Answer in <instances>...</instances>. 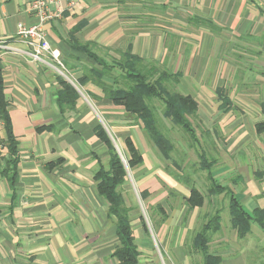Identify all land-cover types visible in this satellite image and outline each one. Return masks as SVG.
<instances>
[{"label": "crops", "instance_id": "1", "mask_svg": "<svg viewBox=\"0 0 264 264\" xmlns=\"http://www.w3.org/2000/svg\"><path fill=\"white\" fill-rule=\"evenodd\" d=\"M29 2L0 0V67L12 131L18 141L17 175L12 180L0 121V264H114L115 224L106 215V201L97 194L93 179L99 163L103 164L102 154H107L108 161L107 147L96 137L94 128L99 123L80 97L74 111L59 112L55 93L61 75L52 66L54 60L47 54L42 56L45 62L32 60L29 46L18 40V23L37 22ZM54 2L62 10L60 16L42 29L75 81L81 67L90 63L80 45L90 43L93 51L110 61L130 44L134 54L177 73L179 91L196 100L198 112L202 113L203 106L208 112L219 113L212 127L218 126L228 144L254 139L246 130L252 126L264 151V131H256V126L264 123V99L258 98L259 93L251 98L244 90L239 104L232 99L226 86L232 61L225 43L219 40L225 33L251 34L262 40V48H258L263 54L264 0H48L50 12H56ZM188 35L193 40L189 46L185 40ZM259 65L249 61L248 71L264 93V66ZM220 88L223 92L219 95ZM94 102L107 119L113 118L112 108L117 106L105 100ZM227 113L232 115L225 121ZM138 129L119 128L118 136L123 144L129 136L142 155L144 134ZM258 160V167L246 166V171L229 163L222 164V176L213 168L211 171L217 181L234 191L249 213L264 208V177L255 176L264 169V152ZM140 171L135 174L138 182L144 169ZM168 188V194L179 190L184 201L187 194L181 188ZM158 204L163 208L161 202ZM163 210L167 217L159 235L174 236L170 248L174 264H199L200 254L189 249L195 232L191 237L181 233L187 223L184 217L172 223ZM228 220L219 238L210 241L211 253L221 257L220 264H264V230L251 221L250 231L239 237Z\"/></svg>", "mask_w": 264, "mask_h": 264}, {"label": "trees", "instance_id": "2", "mask_svg": "<svg viewBox=\"0 0 264 264\" xmlns=\"http://www.w3.org/2000/svg\"><path fill=\"white\" fill-rule=\"evenodd\" d=\"M90 45V43L80 45L79 49L85 51L95 64L83 65L81 74L76 78L77 83L85 88L90 99L109 101L130 114L135 122L141 124L145 136L164 159H170V152L173 151L174 144L162 127L163 119H168L174 125L179 126L193 143H198L196 130L190 120L197 114L198 104L190 95H184L172 88V85L178 83L179 75L177 73L170 71L162 64L159 65V63L134 54L130 44L125 50L118 52V58L112 57L110 61L91 51ZM58 84L55 101L59 112L74 111L80 97L78 91L61 76H58ZM222 92L223 90L220 88L219 95ZM155 100L160 105H156ZM224 102L227 104V101L224 100ZM7 106L0 67V121L3 123L6 134L3 141L9 156L6 165H10V177L14 180L17 175L18 141L12 131ZM38 129L41 130L42 127H38ZM256 131H264V123L256 126ZM94 133L105 144L108 153L107 167L100 162L94 172L93 179L97 194L106 201V215L115 224L117 243L111 256L115 264H139L141 252L135 242L132 228L131 212L133 207L126 205L122 193L126 180L125 166L107 131L100 123L95 126ZM124 144L127 151L125 159L128 167L135 169L142 165L143 157L129 136L124 139ZM204 155L203 152L200 167L207 171L206 177L209 181L207 194L224 193L228 198L227 208L230 224L236 229L237 235L242 237L247 234L250 231L251 221L257 222L264 230V208H256L252 213L247 212L236 199L234 191L213 177L211 171L216 161L208 159ZM8 169L6 168V171ZM169 173L174 180L188 185V195L183 197L188 211L195 207H202L205 199L203 193L195 185L189 184L188 178H181L173 172ZM255 176L257 179L263 178L264 169L256 171ZM148 194L147 190L140 192L142 199H145ZM156 209L162 214L164 220L167 215L163 208L157 204ZM220 212V209H215L208 215V221L195 231L190 240L189 249L200 254V264H220L221 262V257L211 253L209 249L212 234L221 229ZM138 217L146 228L142 215Z\"/></svg>", "mask_w": 264, "mask_h": 264}, {"label": "rangeland", "instance_id": "3", "mask_svg": "<svg viewBox=\"0 0 264 264\" xmlns=\"http://www.w3.org/2000/svg\"><path fill=\"white\" fill-rule=\"evenodd\" d=\"M191 35L193 36V34ZM238 39H240V41ZM185 40L187 41V44L189 42L193 43L190 36ZM219 40H222L223 43H225V52L228 50V59L232 61L230 67L228 66L230 68V73H232L226 80V86L230 90L229 92L232 99L239 104L242 100V93L244 91H246L247 94H250L251 98L255 97L256 93H259L258 98L264 99V93L262 92L260 84L254 82L248 71L249 61H256V63L260 64L259 66H264V53L261 54V50L258 48H262V40L259 42L258 38L251 36V34H241L238 36L236 33H225L224 38L222 39V37H220ZM242 46H246V48ZM91 51H93V48ZM93 52L97 55L99 54L95 50ZM98 56L101 57V55ZM260 61H262V63H259ZM94 64V61L90 58L89 65ZM69 73L79 89V100L87 105L93 116H95L97 122L105 128L125 166L126 182L122 193L126 205L133 207V211L131 212L133 218L132 226L134 234L137 237V245L141 252L139 264H174V259L170 252L174 236L168 235L160 238L159 235V232H162L164 220H162V214L156 209L158 202H161L163 208L169 215L170 220H173L172 223H175V221H179L181 217H184V221L187 223L185 226H182V230L186 228L187 231L186 229L183 231L181 230V233L183 232L190 237L196 229H198L204 222L208 221V215H210L215 209H220L221 229L212 234L211 240L214 241L219 238V234H221L223 229L227 227L226 224H229V214L227 207L225 206L227 203V197H225L224 194H207L209 181L206 177V171L200 167V160H202L201 155L204 152L208 159H214L216 161L213 169L217 176H222L224 172L222 164L224 163L235 164L234 169H241L243 171H246V166H249L251 169L254 168V166L258 167L260 164L258 155L264 151L261 147V143L257 140V137L260 136L255 133L252 126H249L246 130L250 132V135H253L254 139L251 138L250 141L247 139L241 144H233L232 141L228 144V142L225 141L227 137H223L221 130H218V126L215 128L212 127V124L218 120L217 117H219V113L215 114L208 112L206 108L202 106V113L197 111L195 117L190 118L198 138V143H193L179 126L174 125L168 119H163L162 127L174 144V149L170 152V159H164L154 145L148 140L147 136H145L139 122H135V119L130 114L125 113L121 107L112 108L113 112H111V115L113 118H109L110 120L107 119L104 112L98 110L97 103L90 99L85 88L78 85L75 81V76L71 72ZM172 88L177 91L181 89L178 83L172 85ZM154 103L160 105L157 100H155ZM106 110L109 111V109ZM231 115L232 113L223 115V120L227 121L230 119ZM137 127H140L144 134V141L140 144V150L144 162L142 166L135 170H131L125 159L127 157V151L124 144L119 140L118 129H138ZM140 129L137 131H140ZM262 136L264 137V133H262ZM240 154H244V159H240ZM246 157H248V159ZM102 161L103 164L106 165L107 154L106 156L105 154H102ZM140 169H144V173L139 175L138 178L140 181L138 182L135 174L138 170L141 172ZM169 172H173L181 178H188L189 184L195 185L203 193L205 199L202 207L188 211L187 205L184 204L183 199L180 197L182 193H180L179 190L174 189V194L172 192L168 194V186H177L187 195L189 191L188 185L187 187L183 185H181L182 187L178 186L179 183L172 178V175H170ZM144 189H147L149 194L145 199H142L140 192ZM139 215H142L145 221V231L142 228V224L138 217ZM194 221L195 225L192 226ZM139 237L143 242L142 240H139ZM212 249L213 244L211 243V250Z\"/></svg>", "mask_w": 264, "mask_h": 264}, {"label": "built area", "instance_id": "4", "mask_svg": "<svg viewBox=\"0 0 264 264\" xmlns=\"http://www.w3.org/2000/svg\"><path fill=\"white\" fill-rule=\"evenodd\" d=\"M54 3L57 5L56 12H50L48 8V0H30L29 10L37 17V22L32 25L18 23L16 26V35L19 41L29 46V55L32 60L45 62V60L42 59V56L47 54L54 60L55 63L52 66L58 74L70 82L79 91L61 59L60 52L50 46L42 29L46 22L60 16L62 10L56 2ZM2 149L3 144L0 136V157Z\"/></svg>", "mask_w": 264, "mask_h": 264}]
</instances>
